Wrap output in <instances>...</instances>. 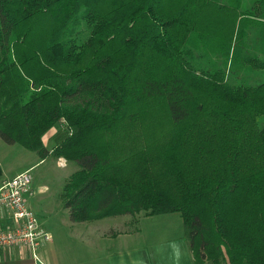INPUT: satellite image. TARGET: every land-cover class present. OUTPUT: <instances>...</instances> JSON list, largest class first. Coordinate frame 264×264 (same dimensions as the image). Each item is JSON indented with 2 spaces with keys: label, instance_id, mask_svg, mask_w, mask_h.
<instances>
[{
  "label": "trees",
  "instance_id": "trees-1",
  "mask_svg": "<svg viewBox=\"0 0 264 264\" xmlns=\"http://www.w3.org/2000/svg\"><path fill=\"white\" fill-rule=\"evenodd\" d=\"M263 114L264 0H0V137L78 163L73 222L178 212L194 264H264Z\"/></svg>",
  "mask_w": 264,
  "mask_h": 264
},
{
  "label": "rangeland",
  "instance_id": "rangeland-1",
  "mask_svg": "<svg viewBox=\"0 0 264 264\" xmlns=\"http://www.w3.org/2000/svg\"><path fill=\"white\" fill-rule=\"evenodd\" d=\"M239 72L241 77L249 74L243 70ZM252 73L254 81L246 79L229 83L256 85L263 81L262 70L257 69ZM258 76H261L260 80ZM258 123L264 127V114L259 117ZM14 146L24 150L16 143ZM77 169L79 166L76 161L63 164L53 156H47L31 169L35 189L27 205L37 221L43 222L48 230L53 231L60 264H194L178 212L160 215L140 212L93 221H71L61 195L66 179ZM36 255L42 257L40 251Z\"/></svg>",
  "mask_w": 264,
  "mask_h": 264
},
{
  "label": "crops",
  "instance_id": "crops-1",
  "mask_svg": "<svg viewBox=\"0 0 264 264\" xmlns=\"http://www.w3.org/2000/svg\"><path fill=\"white\" fill-rule=\"evenodd\" d=\"M58 124L53 127L50 131H48L44 138V145L46 148L51 150L54 144L59 142L64 135L60 132ZM61 134V135H60ZM56 141V143H51V141ZM22 147V146H21ZM24 150H18L15 148L14 143H7L0 137V184H2L5 180H8L15 176L16 174L33 168L35 165L42 163L45 158L39 157L38 153L33 150H28L22 147ZM62 161L64 158H57ZM67 161L65 162V164ZM33 178H32V190L33 192L26 196V201L28 202L29 197L34 193L33 187ZM34 188V189H33ZM28 206V205H27ZM37 218V217H36ZM17 221L10 216L8 212L4 210H0V226L2 227H10L15 226ZM39 227L47 232L50 235L49 239H42L40 241V245L37 251H40L42 257L39 258L33 256L31 250L26 247H17V246H8L0 249V264H60L57 260V251L55 247L54 234L47 229L46 225L43 222H38ZM35 252V254H36ZM193 258V257H192ZM73 264V263H66ZM115 264H128L118 262Z\"/></svg>",
  "mask_w": 264,
  "mask_h": 264
},
{
  "label": "built area",
  "instance_id": "built-area-1",
  "mask_svg": "<svg viewBox=\"0 0 264 264\" xmlns=\"http://www.w3.org/2000/svg\"><path fill=\"white\" fill-rule=\"evenodd\" d=\"M59 162L62 161L59 159ZM31 169L0 184V210L8 212L17 221L15 226H0V249L8 246L26 247L36 257L40 241L49 239L50 235L39 227L35 214L27 206L26 196L33 192Z\"/></svg>",
  "mask_w": 264,
  "mask_h": 264
}]
</instances>
